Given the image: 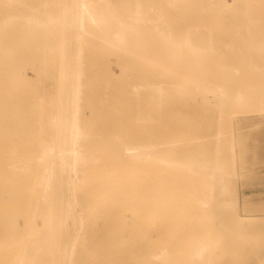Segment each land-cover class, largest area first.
Wrapping results in <instances>:
<instances>
[{"label": "bare ground", "instance_id": "obj_1", "mask_svg": "<svg viewBox=\"0 0 264 264\" xmlns=\"http://www.w3.org/2000/svg\"><path fill=\"white\" fill-rule=\"evenodd\" d=\"M52 1L55 3L57 0H51V2ZM108 1L110 2V0H108ZM126 1L127 2H123V3L124 4L126 3L127 6L130 5V7L133 6L134 3L131 4L130 3L131 0L130 1L126 0ZM133 1H135V0H133ZM137 1L138 0H136L135 3ZM164 1H166L165 7H167L169 5V7L171 6V8L173 10H175L173 7L181 6V5L184 6L185 2H187V0H164ZM164 1H163V3H164ZM2 2L4 4L6 1L4 2V0H3ZM8 2H9V0H8ZM58 2H61V0H58ZM115 2L116 1H113V3H115ZM141 2H142V0H139V3H140L139 7L143 9V5L141 7ZM193 2H191L192 5H196ZM196 2H198V1H196ZM209 2L211 3V5L217 4V8H216L217 10H218V5H219V9L222 8V9H220L221 12L223 10H225V11L234 10V12H236V15L239 16L240 13L238 14V12H237L238 9L235 8V6H237L242 11H245L244 12L245 16H246L245 19L249 20V22H251L253 20L257 24V22H256L257 20H261V19L264 20V0H233V4H231L232 2L229 3L228 0H210ZM10 3H13V2L10 1ZM44 3L46 4L47 0ZM50 3H47V5L53 6L54 3L53 4L52 3L50 4ZM111 3H112V1H111ZM111 3L108 4V2H105V0H66V3H63L62 13L64 11V13H63L64 16L61 15L63 18V21H61V22H63L62 27H63L64 35L66 36V40H65L66 45L68 46V43L71 44V47H69L70 49H68V54H65V52H64L62 55H60V57H58L59 59H55L54 61H52L51 63L48 64L50 66H48V68H47V70H45V72H43V70H42V74H41L42 75V81L41 82L40 81H36V82L31 81V83H33V85H32L31 90L29 92V96H28L29 102L28 103L30 106V102H33L35 108L33 107L32 109L37 108V110H38V108H40V110H41V105H45V103H43V102L41 103V105H39V103H38L39 99L41 98L40 95L42 96V93H44L46 95L50 94V93H46V92H51V89L52 90L56 89L57 93L51 99L50 107L47 108L45 106L44 108L47 110H45V112H43L44 109L42 106L43 111L41 110L42 111L41 113H39L37 110L36 111L38 113H36V111L34 110V114H33L34 119H31L33 121V123L34 122L36 123V121L40 119L39 118L40 115L45 114L43 117L44 119L42 118V115H41V118L43 119L44 124H45L44 125L45 130L42 131L44 134L42 132H40V133H42V136L44 135L43 136L44 138L41 136H38L41 134H37V138L38 137L43 138V139H41L42 142L41 143L39 142V141H41L39 138H38L39 140L38 139L36 140V138L33 137L34 143L31 144L32 145L31 146L32 152L30 155L31 159L29 158L30 161L27 158H26L27 159L26 160L24 156L22 158H20L22 155L20 157L18 156L20 159H25L26 161H29V163H31L30 172H29L30 173V177H29L30 180H29V184H26V186L28 185L29 188H28V190H24V191H29L27 199L25 198L24 200L30 201L31 204H30V206L29 205L28 206L31 207L32 211L30 209L29 210L31 212H33V213H30L28 211V214L30 213V215H28V217L32 216V217H29L31 219V218H33L34 215H36L39 212L40 213H47V215H49V217H46V218H49V220L52 219V223L48 224L49 228L50 229L52 228V229L59 231V232H62L67 236L68 240L66 243L64 242L65 247H63L62 254H60L61 257L58 256L59 257L58 258L57 256H55L56 258H58V260L60 258H62V260L65 261V263H62V264H82V263H78L80 261V258L77 257V253L79 251H81L85 254V256L81 257V260L83 258V262H85V258L90 259V261L91 260L96 261V259L97 260L103 259L105 256L104 257L103 256L96 257L95 253H93L94 255L91 254V252L94 251L93 250L94 247H92L93 244L91 246L89 243L92 242L93 236H95V234L97 235V237H99L100 235L103 234V232H119V231L120 232L135 231L136 232V230H139L140 232L144 230L145 232L149 231V232H154V233H170V234L174 233V234H181L182 236L184 234L186 235V234L192 233V234H195L194 238L196 236H198V234H199V236L201 235L202 238L200 237L199 240H196L194 242V245L192 247L189 246V248H187L189 251H188V253L186 251L187 263L185 262V264H216L217 262L213 263V260L215 259V257L213 256L214 251H215L213 249V246H214V243H216V242L211 240L208 236L205 237L207 232H210L212 230L211 229L212 228L211 223L208 224V221L212 217L211 216L212 213L215 211H218L216 214H221L220 217H222L223 215H226L223 218L227 219V220H225V224H227V225H234V224L240 225L241 224L242 227L243 226L244 227L249 226L253 222L252 219H254V217L245 216L242 218V219H244V221H242V223H241L236 218H233L232 216H230V212H233V205H236L238 203V185H237V181H235L237 178L235 177L236 179L234 180L232 185H229V183L228 184L226 183L227 182V179H226L227 176L224 175V171L226 170V167H225L226 162H229V161L225 160L226 162H222V161H224V159L221 161L220 157H218L216 155H215L216 157H212V155L207 153V150L205 148H206V146H208L210 144V143L207 144V141H206L209 136L207 134L203 133V131L198 133V134L195 133L196 129H194L190 124V122H191L190 119L192 118V116H191L192 113L195 112L196 110L201 111V110L208 109L209 105L211 104V100L213 99V96H212V97H210L212 99L210 101H208L209 99L206 98L207 95L205 96V92H208V91H206L208 89H209L210 93H212L211 90L212 91H215V90L210 89L211 87L210 88L205 87L204 82H206V81L203 82L204 79H202V78H201V80H202L201 83L203 82V86L205 87V89L203 87H199V85H201V84H199L200 79L198 77V73H196V72H198L197 67L199 64L198 62H200V61L202 62L201 65L204 64L202 67L204 69L207 66H213L214 65V64L211 65L210 63L208 65V63H207V66H205V64H206L205 61L208 59L207 57H209L210 53L207 54L206 51L208 49L205 50V47L203 48L201 46L203 51L205 50V53H204V52H202V49H200V47H198V46H197L198 48L195 47V44L193 42H192V44L194 46L191 45L189 43L191 40L185 39L186 43H185V41H184V43L185 44L188 43V44L186 46H184L182 43L183 40H182V42L178 43V41L176 42L174 39H171L170 37L166 36L167 34L163 35L162 37L159 35L161 38V41L165 44V46H164V44L161 45V41L159 40L160 46H161L160 48H162V50H166V52L168 53V47L172 44L171 45V46H173L172 49L171 48H169V49H171L173 51L174 56H171L170 54H169L170 56L167 54H166V56H169V58L171 59L170 60L168 58L169 62H171L169 64H173L175 62V59H176L177 63H175V64H178V65H177V67L175 65L174 66L172 65V67L175 68L174 69L175 71H176V68H179L180 70L179 69H178L179 71L177 70L179 73L174 72L173 68H172V71L174 72V74L171 75V72H172L171 71L169 76H172L173 80H168L166 75L164 78L166 80L160 79L161 77H164V76L159 75L160 73L162 74V71L161 70L159 71L157 68L150 65L151 63H148L149 64L148 67L149 66L152 67V70L154 68L157 69L156 70L157 72L153 70L156 73V75L152 71L153 74L156 76V78L158 76H160L159 78H157L158 79L157 81H156V79L152 80L154 77V75H152V72L150 74L153 77L149 73H147V71H146V73H144V69H142L143 75L140 73L141 70L139 71V69H136V72L141 74V76H142L141 79H139V77H136V75H135V76H133V77H135L134 80L133 81L131 80V78L133 79L132 75L135 72L134 73L131 72V73H133L132 75L131 74L128 75V73H126L128 76L126 78L125 77L126 75L124 74V70L120 66H122L123 63L127 64V62H125V61L127 60L128 56H130L129 58H131V56L135 55L134 53L139 51L137 49H140V47L142 45L141 43H143L142 41H144V43H145L146 39H148V38H146L147 36L146 37L143 36L144 39L142 40V38H140L142 40L141 41L139 39V37H142L141 35L145 34L147 28L144 31L143 27H146L147 23H145V22H146V19H149V18H146V15L145 16L143 15L146 11L145 12H144V10L141 11L142 9L140 10L138 5L133 6L134 8L138 7V9L142 12V13L140 12V14L139 13L138 14L139 15L142 14L141 18L145 19L144 20L145 25H143V27H142L141 23H143V21H141L142 19H139L140 16H138V14L136 13L137 12L136 10H138V9L135 8L136 12L132 13V12H134V8L129 7V9H127V6H125V9H124V7L121 8V6H123V3L121 5V3L118 2V0L116 2V3H118V5L120 4L119 6L117 5L118 7L116 6V4L113 5ZM143 3H144V1H143ZM160 3H161L160 4V6H161L162 2H160ZM188 3H190V1H188ZM7 4H9V3H7ZM56 4H59V3L56 2L55 5ZM64 4H66L65 7H64ZM33 5L36 6L35 8L41 7L40 5L37 6L36 2ZM33 5H31V6H33ZM47 5H45V8H47ZM110 5H113V7ZM211 5H209V6L211 7ZM11 6H13V5H11ZM11 6H8V8H5V7L0 8V18L2 20V21H0V25L2 26V29L0 28V61H1L0 62V71H2V69L5 68V66L7 64H11V63H8V61H7L8 59L6 56L7 54H5V52L7 53V49L12 50L11 49L12 45H14V43L16 42L15 39L13 42V38H16L19 36L18 33L15 32L16 28L14 30V28H13L14 26H12L10 23L9 24L6 23L7 21H9L11 19L13 20V18L15 17L11 14L9 15V13H11L10 9L14 8V6L13 7H11ZM15 6L17 7V5H15ZM114 6H116L118 9L120 8L121 10L124 9L121 12H123L125 10L127 11L130 9L131 10L133 9L132 11H127L128 13L131 12L132 14L130 13V14H127V16H123V15L119 14L120 9H119V11L117 10V8L115 10ZM189 6H191V4ZM189 6H187V7L184 6V8L182 7L184 9L183 12L186 13L187 9H185V8H188L190 10ZM196 6L194 9H197ZM255 6L258 7V8L257 7L255 8L256 11H257V9H259V11L263 10V15L261 13L262 11L255 12L254 10L253 11L250 10L251 7H255ZM9 7H11V8L9 9ZM18 8L19 7H17V9ZM160 8H162V7H160ZM182 8L180 7V10H181L179 12L180 14L183 13ZM198 8H200L199 4H198ZM14 9H12V10H14ZM20 9L21 8H19V10H15L16 17H18L17 12L20 13V11L22 10V9L21 10ZM42 9H43V7H42ZM144 9H145V6H144ZM168 9H170V8H168ZM212 9H210V10H212ZM235 9H236V11H235ZM240 9H239V12H241ZM60 10H61V8H60ZM159 10H161V9H159ZM164 10L162 12H164ZM189 10H187V12H189L188 14L191 13V11H189ZM217 10H214V11H217ZM220 10H218L216 12L218 14L216 17L221 15L222 18L221 17L220 18L222 20L223 15L221 12L219 13ZM198 11L195 12V13H197V15H200L201 13H203V11L200 10L201 12H199L200 14H198ZM204 11H205V9H204ZM225 11H223V12H225ZM162 12H161V14H162ZM205 12H206L205 13L206 15L209 14V12L207 13V10ZM253 12H255L256 14L255 13L253 14ZM52 13H54V12H52ZM213 13H215V12H213ZM257 13H260L261 16H260V14L258 15ZM161 14H159V15H161ZM180 14H179V16L182 17V16H185L187 13L185 15H183V14L180 15ZM50 15L52 16L53 14L50 13ZM212 15H214V14H212V12H210L209 16H212ZM233 15H234V13H232V17H233ZM31 16H32V14H31ZM38 16H40V15L38 14L37 17ZM194 16H195V14H194ZM200 16H199V21H202L200 19H203V21H204L205 20L204 14H203V16L202 15H200ZM56 17H54V18L49 17L47 20L45 19L44 21L39 20V18L34 19V18L28 17V20L30 19L31 21H33L34 24L36 21L35 25L37 27H39L38 30H40L39 33H37L36 35L39 34L38 36L40 37V35L46 36V34H44V33H46V31H45L46 26L43 29V31H42V29H40V27H42V25L44 27V24L47 26L50 25L48 27L53 26V29H54V26H57V28H59L58 26L60 24L58 21L62 20V18L60 16H58L57 18ZM165 17L162 19H165ZM174 17H176V15ZM189 17L192 18L193 16H189ZM189 17H188L189 20L186 18L188 21H191V20L195 21V18L190 20ZM240 17H241V15L239 16V18ZM167 18L168 17H166V19ZM183 18H185V17H183ZM196 18H198V16ZM205 18H207V16H205ZM215 18L213 16L214 20H215ZM239 18H238V21H236V22H239V20H243V18L242 19H239ZM186 19H184V20H186ZM219 19H216V21H218ZM235 19H236V17H235ZM209 20H211V19H209ZM214 20H213V22H214ZM232 20H234V19H232ZM247 20H246V23L248 22ZM178 21H180V19ZM199 21H197V22H199ZM206 22H209V21H206ZM243 22H245V21H243ZM243 22L241 24H243ZM11 23H12V21H11ZM255 23H253V24H255ZM263 23H264V21L261 20V22H259V25L257 24L256 26H258L259 29L261 30L260 27H262L261 24H263ZM13 24H15V23H13ZM5 25H6V27H7V25H9L8 28L11 25L12 29L14 31H12L11 28H9V29H11V31L6 30ZM35 25H33V26L35 27ZM3 26L5 28H3ZM179 26L180 25H178V27ZM253 26L255 27V25H253ZM27 27L30 30V28H29L30 26H27ZM37 27H36V29H37ZM57 28L54 29V33L57 31V38H59L58 36H60V35L58 33H60V32L58 30H60V28L58 30H57ZM142 28H143V30H142ZM38 30H35V31L38 32ZM157 30H158V28L156 27L155 31L158 32ZM246 30H249V31H246ZM246 30L245 31L243 30L242 33L246 32V34H247L251 31V29H246ZM256 30H257V28L254 31H256ZM197 32H198L197 35H199L198 39L200 37L203 38L202 39L203 43H205L206 41L204 40V37H202V36H204L205 32L202 35H201L202 31H201V33L199 32V30ZM251 32L249 33V35L251 34L250 35L251 37L255 36V34L257 33V31L255 34H253ZM258 32L260 34L261 33L263 34L264 28H263V31H258ZM55 35H56V33H55ZM92 35H96V36H92ZM49 36H50V34L47 37H49ZM89 36L97 37L101 42L99 43L98 40L94 41L96 38L95 39L93 38L94 39L93 40V39H91L92 37H89ZM250 36H249V38H250ZM52 37L50 36V39ZM245 37L247 38V35H244V37L242 36L243 41H244V39L246 40ZM87 38L88 39L90 38V40H91V41H89V43L92 42V40H93L94 43L97 42L96 44H98V43L102 44L101 45L102 51L104 49H106V47H107V46L104 47V43H107L110 45L114 44L118 48L122 47L121 49H123V50H124V47L127 46L126 48L128 50L126 48L124 50L127 52L129 51V47L130 48L132 47L133 50H131V52L129 51L130 53L128 52L129 55L127 56V58L125 57V55H127L128 53H126V54L122 53V55L124 57H122L120 55V57L118 58V63L122 64V65H117V67L119 66L118 70H120L121 76H122V72H123L124 76H122V77H124V80H122L123 78L121 79V78H119L118 75H116L117 69L115 70L114 68L108 67V66H110L109 64H107L108 65L107 67H105L106 65L104 66L103 61L105 60L104 59L105 56H103V57L101 56L102 52H101L100 48L98 50L100 52L97 55L98 57H95L94 55H92L94 57H91V56L85 57L86 55H84L83 52H84V50H85V53L88 52L87 46L89 45L88 44L86 46L87 47V49H86L85 44L88 43ZM152 38H153V36H152ZM11 39H12V41H11ZM50 39H49V41H51ZM198 39H196V40L200 42L201 39H199V40ZM232 39L234 40V38H232ZM59 40H58V43H59ZM239 40L241 41V42H239V44L242 43L241 38L240 39L238 38V41ZM34 41H36V40H34ZM9 42H10V45H11V43H13V44L11 45V47L8 48ZM102 42H104V43H102ZM199 42H197V43H199ZM144 43L142 45V47L144 46V48L142 49V47H141V49L139 51L140 53L139 52H137V53L142 54L144 51L150 50L149 45L147 43H145L146 45H148V46H145ZM261 43L262 44L257 43V45L260 46L259 48H257L258 46H256V48L258 50H260L259 51L260 54L264 53V45H263L264 42L261 41ZM90 44H92V43H90ZM237 44H238V42H237ZM243 44H245V43L243 42ZM35 46L36 45H34L33 47H35ZM101 46L99 45V47H101ZM93 47L96 48L97 45H96V47H95V45ZM147 47H149V48H147ZM154 47H155V45H154ZM14 48H13V50H14ZM20 49L21 50H19V48L16 49L17 53L15 51L13 52V54L16 55V57L13 55V58L19 59L20 57L23 58V56H26L27 54H31L29 52L31 49L26 50V51L23 50L24 48H20ZM33 49H35V48H33ZM33 49L31 50V52L32 51L34 52ZM135 49L137 51H134ZM144 49H148V50H144ZM116 50L117 49H115V51ZM209 50H208V52H209ZM106 51H107V49H106ZM133 51H134V53H133ZM141 51H143V52H141ZM237 51L240 53H238ZM237 51L235 49V51H231L232 53L227 52V54L229 53L228 56H226L225 53H224V55H221V56H223V57L225 56L227 58V61H228V57L230 58V56L233 55V52H234V55L236 53L235 56L240 54L239 57L245 61H246V58H248V61H249L253 57L252 56L253 54H251L252 52L247 53L245 50V52L243 53V51L240 49ZM249 51H250V49H249ZM44 52H47V51L44 50ZM112 52L114 53V51H112ZM201 52H202V54H205V55L207 54L206 55L207 57L205 55H201ZM182 53L190 54L189 55L190 58L194 61V63H193V61L188 57V54L187 55L183 54L184 56H186V58L188 57V59L191 60V61H189L187 59L188 61H186V58L183 56V58H185L184 62L186 61V64L187 63L188 64L193 63V64H191L192 66L190 64L189 65L187 64L189 66V67L187 66L188 69L191 66V68L193 70V67H194L193 71L191 69H189L191 71L190 72V71H187L188 69H186V64H185L183 70L184 71L186 70V72H188V73L190 72L189 73L190 76L193 72L195 74V76L198 77L197 79H195L196 77L194 78V74H192L193 78H190V76H188L189 74L187 75L191 79V81L193 80L192 82H195L194 80H199V81H197L198 82L197 86H198V88H200V90H198L196 88L197 86L194 84H193L194 85L193 87L192 86H189V87L194 88L196 86L194 88L196 91H194V89L193 90L189 89V87H188L189 90L188 89L182 90V88L187 87V86L186 87L182 86L183 84H186L187 82L175 80V79H177L176 76H180V73L182 75L181 69L183 66H180L181 65L180 62L183 59ZM105 54H107V53L105 52ZM115 54H117V51L115 52ZM130 54H132V55H130ZM144 54H142V55H144ZM215 54L211 53L210 56L211 55L212 56L210 58H214ZM99 55L102 58H100ZM142 55L137 54L138 59H139V57H141L140 62H142L143 59H145V58H147V60H149V58H148L149 54H148V56L145 55L146 56V57L144 56L145 58H143ZM44 56H39V57H41L43 59ZM108 56L109 55L107 54V57ZM111 56H112V54H111ZM28 57H29V55H28ZM39 57H38V59H40ZM48 57H49V55H48ZM107 57H105V58L107 59ZM205 57H206V59H205ZM223 57H221V59H220V56H219L218 59L221 60L220 62H222ZM108 58H110V56ZM215 58H216V55H215ZM3 59H5L6 61H4ZM20 59L18 60V63L21 62ZM46 59H47V61L49 60V58H47V57L45 58V60ZM134 59H136V58H134ZM180 59H181V61H180ZM225 59L223 61H225ZM232 59H234V56L232 57ZM11 60L13 61V59H11ZM147 60L145 59V61H147ZM253 60H254V63H256L255 59H253ZM261 60L264 61L263 59H261ZM39 61L42 62L41 60H39ZM127 61H128V63H131V62L133 63V61H131V62H129L130 60H127ZM138 61L134 60V62H136V63ZM145 61H144V63L146 64L148 61L147 62H145ZM195 61L197 63H195ZM209 61H212V60L211 59L207 60V62H209ZM229 61H230V59H229ZM109 62L110 61L108 60V63ZM203 62H205V63H203ZM215 62H216V60H214L212 63H215ZM53 63H56L55 66H53ZM144 63L142 62V64H144ZM251 63H253L252 60H251V62H248V65L246 66L247 69L252 67V65L251 66L249 65ZM15 64H17V61H15ZM145 64H144V68L147 67V64H146V67H145ZM217 64L219 65V62ZM46 65H47V62H46ZM112 65H114V64H112ZM127 65H129V64H127ZM132 65H133L132 68H134V64H132ZM140 65L141 64H139V66H138V64H137V66H135V68H137V67L139 68ZM114 66H116V64ZM130 66H131V64L129 66H127L128 70H130L129 69ZM244 66H245V64L243 65V67ZM248 66H250V67H248ZM255 66H256V68H254V69H257L258 63H256ZM43 67H44V65H43ZM52 67H54L56 69H53ZM167 67H169V66L167 65L166 68ZM233 67H234V65H233ZM141 68H143V66L140 67V69ZM160 68L161 67H159V69ZM229 68L230 67H228L227 69H229ZM8 69H9V67H8ZM18 69H19V67H18ZM146 69L148 70V72L151 71V70H149L151 68H146ZM204 69H202V70H204ZM219 69H220V67H219ZM16 70H17V66H16ZM169 70H171L170 67H169L168 71ZM206 70L204 73L203 71H201V66L199 68V71L203 72L204 76H205V74H206V76H209V75H212L214 73V72L212 73V71H210L209 68H208L209 71L206 72ZM209 72H211L212 74L211 73L208 74ZM218 72H216L217 74L215 73L217 75V78H218V76L220 77V75H218ZM249 72H251V71L249 70ZM36 73H37V76H38V74L40 75V71L39 72L36 71ZM221 73L223 74V72H221ZM262 73L264 74V72H262ZM157 74H158V76H157ZM185 74H187V73H185ZM129 76L131 77L130 78L131 81L128 80V82H127L125 79H128ZM228 76H231V75H228ZM184 77L187 78L186 76H184ZM252 77H253V75H252ZM220 78H222V77H220ZM228 78L226 81L229 84V82L232 81V78H230L231 80L229 79V81H228ZM255 79H257V78H255ZM206 80L208 81V86H209V84L211 83L212 80L210 81L209 77L206 78ZM258 80H256V81L258 82ZM242 81L245 84L244 80H242ZM251 81H254V78L251 79ZM260 81L261 80H259V82ZM232 82H234V81H232ZM247 82L249 83V81H247ZM262 84H263V82H262ZM258 86H259V84H258ZM232 87L234 88V86H232ZM206 88H208V89H206ZM240 88L241 87L235 88V89H240ZM0 90H2V89L0 88ZM197 90H198V92H197ZM242 91H244V90H242ZM15 93H17V92H15ZM210 93H209V95H210ZM236 93H237L236 95H231V96H226V97L224 95L223 96L226 99V101H228L227 99H229V100L232 99V100H235L238 102H245L246 97L247 98H248V96H249V98L251 97L250 95H248V96L246 94L243 95L242 93H240V91L236 92ZM18 94H20V93H18ZM144 95H146L147 101L144 99V97H145ZM176 95L178 97H176ZM17 96H19V95H17ZM141 96L143 97L144 101H146L145 103H150L152 105L151 108H149V111L154 113L153 114L154 116L150 117L151 121L150 122L148 121L149 123L148 122L146 123L145 120H143L146 123L145 125L143 123L138 124V123H140L139 118H140V112L141 111L139 112V109H137V107L140 104L139 100L140 99L142 100ZM216 96H218V95H216ZM219 96H220L219 99L222 98L221 95H219ZM133 97H140V99H138L139 104L137 105L135 103L137 106L135 109H137L136 111L139 113V115H137L135 117L139 116V118L136 120L134 117V119L136 121H138V123H135L136 121L134 120L135 121V122H133V124L135 123V125H134L135 127L133 126L134 128L129 127L130 125L128 126V124H130V122H131L130 118L133 119L132 116L130 118H129V116L133 115V113H137V112L132 113L130 111H132L134 109L125 110L128 107H126V108L120 107L119 108V106H118L119 103H123L124 105H122V106H125V104L130 105V103L132 101L131 99H133ZM46 98L47 97L43 98V100H45ZM224 98H222V100L225 101ZM249 98L247 101L251 100L253 102V100H255V98H253V99H251V98L249 99ZM261 98H263V96ZM4 99L6 101L7 97H5V96L1 97L0 96L1 101H3ZM24 99H26V97ZM40 100H42V99H40ZM196 100L198 101L197 106H195V103L197 102ZM256 100H257V98H256ZM260 101H264V99H260ZM199 102H204V104L199 103ZM220 103H222V105H223L225 102L222 101ZM36 104L39 106L36 107L35 106ZM113 105H115L114 107H116V105H117L116 108H119V109L123 108V111H121L119 109H115L113 107ZM219 105H221V104H219ZM222 105H221V107H222ZM223 106H224V108L226 107L225 104ZM144 107H145V104H144L143 108ZM143 108H141L142 111H143ZM146 108H148V106ZM146 108H144V110H146ZM222 109H223V107L220 108L219 111ZM32 111H31V113H33ZM146 111H145V113H147ZM197 111L195 113H197ZM219 111H218V113H219ZM220 113H222V112H220ZM181 115L184 117L181 118ZM218 115H220V114H218ZM143 117H141V118H143ZM152 117H153V119H152ZM0 118H1V116H0ZM150 118H149V120H150ZM143 121H141V122H143ZM1 122L2 121H0V125L3 124ZM8 122H10V121H8ZM38 123L41 124V121H39ZM9 125L10 124L8 123V126ZM42 125H43V123H42ZM126 126H128V128H130V129L126 128V130L123 131V128ZM3 129H6V127L4 125L0 126V130H3ZM41 129L42 128L40 127L39 130L41 131ZM207 130H208V128H207ZM221 132L218 131L217 133H214V135H211V137L213 136V138L216 137V139H219V137L222 136ZM34 134H33V136H34ZM111 134H113V136H115L117 134L116 137L112 138L113 140H111V137H110V136H112ZM18 135H19V133H18ZM108 135H110V136L107 137ZM18 141H15V143ZM28 147H26V148H28ZM230 147L233 149V147H234L233 142H231ZM0 149H2V148H0ZM19 150H22V149L21 148L18 149V152H19ZM18 152H17V154H18ZM29 153H28V156H29ZM233 153H234V151H233ZM4 154H2V155L5 157L8 156L7 155L8 153L4 152ZM2 155H1V157H2ZM12 155H13V153H12ZM233 157H234V154H233ZM4 158H3L4 161L1 158L0 162L1 161L3 163L6 162V159H4ZM13 159L14 158H12L11 161H8L7 167H9V165L11 166L9 168H13V166H15V165H17L16 167H19L18 162H16L17 164H15L16 160L14 159V162H13ZM21 161H19V163H21ZM10 162H13L15 165L13 163L11 164ZM228 165H229V163H227V166ZM21 166H22V168L23 167L25 168L24 165L20 164V167ZM133 166H136V167L139 166L140 168H141V166H143V168L145 166L146 170H144L145 168L144 169L141 168V171H142V169L145 172L147 171L144 175L146 177H144V179H143V177H142V179L141 178L139 179V177L144 173H143V171L142 172L140 171L141 172L140 173L138 170H135L136 168ZM20 167L18 168L19 171L15 169L16 172L18 171V173H20V171L21 172L24 171V168L22 170V169H20ZM130 167L134 168L133 171L134 170L138 171L140 175L139 174L135 175L137 172H135V174H131L130 173L131 170L129 171V175L131 174L132 177H130L127 173H125L126 171L128 172L127 169H130ZM124 169H126V171ZM122 170H124V171H122ZM10 173H11V171H10ZM13 173H15V171H13ZM20 174L22 175V173H20ZM11 175H13V174H11ZM23 175H24V173H23ZM133 175H135L136 178H134ZM137 176H138V178H137ZM22 177L23 176H21V178ZM11 178H13V177H11ZM29 178H27V179L24 178V179L28 180ZM220 179H221V181H220V185H219L218 181ZM15 181L18 182L17 180H15ZM19 184H21V183H19ZM12 185H14V184H12ZM21 187H22V185H21ZM19 188L16 187V189H19ZM21 190H23V189L21 188ZM6 191H7V189L5 187H0V199L4 198L6 196V193H7ZM20 194H23V193H19V195ZM1 201H2V199H1ZM19 202L14 201V203H12V205L6 206L5 208L11 207V206L13 207L15 205L18 206L17 203H19ZM13 204H15V205H13ZM1 208H3V207H0V209ZM22 208L23 207H21L20 209H22ZM19 211H21V210H19ZM135 211L140 212V214L142 215V218H141L142 220L139 219L135 223L132 220L133 221L132 223H134V224L121 222V218H126L125 221H128L130 219V216H131V219H134V220L137 219L138 213H137L136 218H134V217L132 218V216H134ZM21 212H23V211H21ZM23 213L26 214L27 212L26 213L23 212ZM32 214H34V215H32ZM151 215L157 216V219H158L157 223H153L151 225L146 224L144 220ZM214 216H215V214H214ZM128 217H129V219H128ZM217 217H218V215H217ZM2 218L5 222L6 217L5 218H4V216L1 217V220H2ZM177 219L182 220V222L181 221L175 222V220H177ZM45 220L47 221V219H45ZM188 220H191V221L189 222ZM211 221L212 220H210V222ZM257 221H259L258 223H260L261 225L264 224V219L257 220ZM28 223H31V228H28V231H30L29 229H33L32 227H34V225L32 224L33 219L31 222H28ZM260 224H258V225H260ZM227 225L224 226L223 229H226ZM39 226H37V227L40 228ZM28 227H30V226L28 225ZM237 229H238V225H237ZM231 230L232 229L230 228V231ZM35 231L37 232V230H35ZM244 232L246 233V231H244ZM244 232L242 231L243 234H242V236L240 235L241 241L243 240V237H244L243 235L245 234ZM25 233H26V230H25ZM31 233H32V230H31ZM84 233H89L88 234L89 237L86 235L88 238H90V236L93 234L92 239L90 238L91 241H89L88 239L86 240V241H88L87 244L85 241L82 240V237L84 239ZM98 233H101V234L98 236ZM214 233H215V231H214ZM214 233H213V236L215 235ZM222 233L225 234L224 231ZM227 233H228V230H227ZM27 234H26V237H27ZM49 234H50V231H49ZM28 235L30 238L32 237V236H30L31 234H28ZM143 235H145V234H142V236ZM154 235H156V234H154ZM34 236H37V235H34ZM80 236H81V239H80ZM215 236L213 237V239L215 238ZM97 237H95V238L97 239ZM123 237H125V236H123ZM168 237H166V238L169 239ZM95 238H94V240H95ZM171 238H173V237H171ZM236 238L239 239L238 237H236ZM27 239H28V237H27ZM27 239H25L26 243L28 241ZM100 239H101V236H100L99 240ZM167 239L164 240V242L166 244L168 242ZM184 239H186V238H184ZM13 240H14V238H13ZM17 240H19V237ZM20 240H19L18 244H20ZM99 240L96 242V245L98 244ZM126 240H129L128 237ZM222 240H223V238H222ZM150 241H153V240L151 239ZM176 241L173 245L174 246L173 249H177L179 252V249H181V248H179V249L175 248V246H176L175 244H177ZM181 241H183V239ZM185 241H187V240H185ZM232 241H234V240H232ZM80 242H81V244L83 242L82 246L80 245ZM93 242H95V241H93ZM123 242H122V244H123ZM242 242H244V240ZM242 242H241V244H243ZM245 242H244L245 243L244 245L246 246V244L248 242H247V240H245ZM7 243H9V242H7ZM7 243L5 244L6 246H7ZM10 243H9V245H10ZM26 243H25V246L23 247L24 249L26 247ZM116 243H115V246H116ZM3 244H4V242H3ZM12 244L13 243H11V245ZM100 244H101V242H100ZM118 244H119V242H118ZM166 244H164V248L154 250V252L152 251L150 254H149V250H148L147 245H146V249L148 250V254L146 257V262H143V261L142 262L144 264L145 263L155 264L154 262H159V264H172L171 261L173 262L174 260L177 259V251H176V255H174L173 253L170 252L169 247L171 245L167 248V247H165ZM184 244H186V247H188L187 242H184ZM225 244L223 243V245H225ZM1 245H0V247H1ZM143 245H144L143 243L139 244L138 245L139 247L137 249L141 248L143 250L144 249ZM102 246H103V242H102ZM105 246H107V245H105ZM95 247L98 248L97 246H95ZM148 247H149V245H148ZM184 247H185V245H184ZM186 247H185V249H186ZM223 247H221V248H223ZM229 247L230 246H228V248ZM237 247H238V245H237ZM242 247H244V246H242ZM131 248L132 247H130L129 250H131ZM239 248H241V247L239 246ZM27 249L28 248L26 247L25 250H27ZM54 249L56 250V248H54ZM119 249H120V247L118 248V250ZM127 249H128V247H127ZM185 249L183 250V248H182L180 251L183 250L185 253ZM223 249H225V248H223ZM223 249H221V253H222ZM245 249H246V247H245ZM250 249H248V250H250ZM29 250H30V248H29ZM29 250H28V253L30 252ZM101 250H102V247H101ZM120 250H121V252L126 251V249H124V248L120 249ZM57 251H58V248H57ZM171 251H173V250H171ZM21 252H20V254H21ZM23 252H24L23 258H22V255L20 256V258H22V259H20L21 261H23V259H26L25 257H28L26 255L25 251H23ZM212 252H213V255H212ZM128 253H130V252H128ZM170 253L173 254V256H175L176 258L175 257L172 258V255ZM184 253H179V254L183 255ZM216 253H218V252H216ZM231 253H232V251L230 252V254ZM37 254H35V255H37ZM56 254H57V252H56ZM90 254H91V256H90ZM210 254L212 255V257L210 256ZM224 254H222L223 257H224ZM230 254H228V255L231 256L232 254L231 255ZM31 255H33V253ZM129 255H131V254H129ZM222 255L220 254L221 257H222ZM242 255H243V252H242ZM136 256H137V254H136ZM215 256L217 257V254H215ZM220 256H219V258H220ZM236 256H234V259L237 258ZM127 257H129V256H127ZM133 257H134V255H133ZM179 257H182V256H179ZM213 257H214V259H213ZM183 258L184 257L181 258L182 261H183ZM131 259H133V258H131ZM135 259H137V258H135ZM179 259H177V260H179ZM77 260H78V262L76 263ZM108 260H111V259L108 258ZM128 260H129V258H128ZM21 261L19 264H24L25 260L23 263ZM47 261H49V260H47ZM92 261H91V263L93 264L94 262H92ZM220 261H222V260H219L218 264H220ZM130 262H133V261H130ZM174 262L178 264L177 261H174ZM232 262H234L232 264H236L235 263L236 259L234 261L233 257H232ZM87 263L88 262L86 261V264ZM98 263H100V261ZM175 263H173V264H175ZM25 264H33V263H25ZM42 264H58V263H42ZM222 264H230V263H222Z\"/></svg>", "mask_w": 264, "mask_h": 264}, {"label": "rangeland", "instance_id": "obj_2", "mask_svg": "<svg viewBox=\"0 0 264 264\" xmlns=\"http://www.w3.org/2000/svg\"><path fill=\"white\" fill-rule=\"evenodd\" d=\"M2 1L3 0H0V8L1 7L8 8V6H11V5H13L14 8H15V9L14 8H11L13 6L9 7V9L11 8L10 9V12L11 13H9V15L11 14V15L15 16L14 17L15 19L13 18V20L11 19V20L7 21L6 23L7 24L10 23L12 26H14L13 27L14 30L16 28L15 32H17L19 36L16 37V38H13V42H14V39H15L16 40V42H15L16 44L14 43V45H12L13 43H11V45H12V48L11 49L13 50V48L15 47L14 50L12 51L10 49H7V53L5 52V54H7L6 56H7V59H8L7 60L8 63H11L12 65L11 64H7L5 66V68H3L2 71H0V88L2 89V90H0V96L1 97L2 96L7 97V100L6 101H5V99L3 101L0 100V116H1L0 121H2L1 123H3L0 126L4 125L6 127V129L0 130V148H2V149H0V160H1V158L3 160V158L5 157V156L2 155V154H4V152L5 153H8L7 154L8 156H6L7 158L6 157L4 158V159H6V162H4V163L2 161L0 162V187H5L7 189L6 196L4 198H1L2 201L0 199V201H1L0 202V207H3V208L0 209V216L1 217L4 216V218L6 217L5 218L6 219L5 222H4L3 218H2V220H3L2 221L1 220V217H0V245L2 244L1 247H0V264H19L20 261H21L20 259H22L23 256H24V252L23 251H25L26 255L28 256V257H25L26 259H23V261H21L23 263L24 260H25L24 264L25 263H33V264L34 263L35 264L36 263L37 264L38 263L39 264L40 263L41 264L42 263H58V264H62V263H65V261L62 260V258H60L58 260V258L61 257L60 254H62L63 247H65V243L68 240L67 239V236L64 233H62V232L56 231V230H54L52 228L51 229L49 228V225L48 224L49 223L50 224L52 223V219L50 218L51 220H49V218H46V217H49V215H47V213H40L39 212V213H37L38 215L37 214L36 215L32 214L34 216L31 219L29 217H32V216H29L28 217V215H30V213H33V212H31L32 211L31 210V207H29L30 204H31L30 201L24 200L25 198L27 199L28 192L29 191H24V190H28V188H29L28 185L26 186V184H29V180H30V178H29L30 177V173L29 172H30V165H31V163H29V161H30L29 158L31 157L30 155H31V152H32V149H31V146L32 145L31 144L34 143L33 137L36 138V140L39 138V137L37 138V134H41V135H38V136L43 137L44 135L42 136V133H43L42 131L45 130V126H44L45 124H44V121H43V119H44L43 117H44L45 114H41L43 119L41 118V115H40V117H39L40 119L37 120L36 123L34 122L35 124L31 120V119H34V117H33L34 110L35 111L37 110V108L36 109H32L34 107L33 102H30V106H29V103H28L29 102V98H28L29 92H30L31 87L33 85V83H31V81H33V82L40 81L41 82L42 81V75H41L42 74V70H43V72H45V70H47L48 66H50L48 64L51 63L52 61H54L55 59H59L58 57H60V55H62L64 52H65V54H68V49H70L69 47H71V44L68 43V46L66 45V41H65L66 40V36L64 35L63 27H62L63 22H61V21H63L62 16H64L63 15L64 11L62 13L63 3H66V0L65 1L64 0H61V2H58V0H57L56 2L59 3V4H56V5H55L56 2L54 3L52 1L54 3L53 4L51 2V0H47V3H50L51 2L53 4V6L52 5H47V3L45 4L44 2H46V0H9V2H8V0H4V2L6 1L4 4H3ZM10 1H12L13 3H10ZM111 1H112V3H111ZM113 1H116L117 2V0H110V2L108 0H105V2H108V4H110V3L113 4V5L116 4V6H117L118 3H116V2L113 3ZM122 1L121 0L120 1L118 0V2H120V3ZM135 1L131 0L130 3L131 4L134 3L133 6H135V5L137 6L138 5V7H139V5H140L139 0L136 3H135ZM143 1H144V3H143ZM163 1L162 0H142L141 7L143 5V9L140 8V7H139V9L140 10L142 9L141 11L144 10V12L146 11L145 12L146 14L144 13L143 15L144 16L146 15V18H149V19H146V22H145V23H147L146 27H143V25H145V23H144V20L145 19L141 18L142 17V14L139 15L141 11L138 9V7H135L136 9H138V10H136L137 11L136 12L135 11V8L132 5H131L132 7H130V5L127 6L126 3L125 4L123 3V2H127L126 0H124L122 2L123 3V6H121V8L124 7V9H125V6H127V9H129V7L130 8H134V12H132V13H135V12L137 14L139 13L138 14V16H140L139 19H142L141 21H143V23H144V24L141 23L142 24L141 26L144 28V31L147 28L145 34L141 35L142 37H139V39L142 38V40L144 39L143 36H145V37L147 36L146 38H148V39L145 38L146 39L145 43H147L149 45L150 50L149 51H144V52L141 51V52H143L142 54H144L146 52L144 55L139 54L140 53L139 51H140V49H141V47H142V45L144 43V41H142L141 39L140 40L143 43L140 42L142 45H141L140 49H137L139 51H137L136 49L134 50V51H137L139 53H137V52L134 53V51H133V53L135 55H133V56H131V58H129L130 56H128V55L131 52V50H133L132 47L130 48L128 46L129 47V51H130V52L128 51L129 52L128 53L127 51H124L127 46L124 47V50H123V49H121L122 47L121 48L120 47L118 48L114 44L113 45H110V44H107V43L102 42V43H104V47L107 46L106 47L107 51H106V49H104L102 51L101 50L102 49V46H101L102 44H99L101 41L97 37H92V36H96V35H92V36H89V37H92L91 39H93V38L95 39L96 38L95 40L94 39L93 40L94 41H97L98 40V42H99L98 44L101 47H99V45L96 44L97 42L94 43L93 40L90 43H92V44L94 43V44L93 45L90 44L89 41H91V40H90V38L89 39L87 38L88 39V43L85 44V47L89 44L87 46L88 47V52H86L87 53L86 54L85 53V50H84L83 53H84V55H86L85 57H90V56L91 57H94V56L95 57H98L97 55H98V53H100L98 50L100 48V50L102 52L101 53L102 54L101 55L102 57L103 56L107 57V54L110 56V58H108L109 56L107 57V59L110 61L109 63H108V60L104 57V59H105L104 60L105 62L103 61L104 66L106 65L105 67H107L108 66L107 64H109L110 66H108V67L114 68L115 70L117 69L116 70V73H117L116 75H118L119 78H121V79L123 78L122 80H124V77H122V76H124V74L126 75L125 77L127 78L128 76H127L126 73H128V75H130V74L132 75L134 72L135 73L132 75V77L136 75V77H139V79H141V77H142L141 74L143 75V70L142 69H144V73H146V71H147V73H149V74L153 70L154 71H156L157 69L159 71L161 70L162 71V74L159 72L160 73L159 75L164 76V77H161L160 79H164L165 78V75H166V77L168 78V80H173V77L172 76H169L170 75V72L172 71V68H173V71L174 72H178L180 69L179 68H176V71H175L174 70L175 68L172 67V65L173 66L175 65L177 67L178 64H175V63H177L176 62V59H175V62L173 64H169V63H171L168 60L169 56L170 55L171 56H174V53L171 50L172 47H173V46H171L172 44L168 47V53L166 52V50H162V48H160L161 47L160 46V42H159V40L161 41L160 36L162 37L163 35H166V34H167L166 36L170 37L171 39H174L176 42L178 41V43L179 42H182V40H183L182 43H183L184 46H186L188 44V43L185 44L186 43L185 39H188V40H191L189 42L191 45H193L192 42L195 44V47L198 46V47H200V49H202L201 48V46H202L203 48L205 47V50L206 49H208V50L210 49L209 52H208V50L206 51L207 54H209V53L210 54L211 53L215 54L216 53L215 55H216V58L217 59L215 58V55H214V58H210L212 55L210 56V54H209V57H207L206 56L207 54L206 55L205 54H202V52L205 53V50L203 51V49H202L201 55H205L208 58L207 60H210V59L212 60V61H209V62H207V60H206L205 61L206 62L205 66H207V63H208V65L210 63L211 65L214 64L213 65L214 67L213 66H207L204 69V68H202L204 64L201 65V63H202L201 61L198 62L199 63L198 64V67L200 68V66H201V71H203L204 73H205V70L206 69H207L206 72L210 70V71H212V73L213 72L214 73L212 74L211 72H209L208 74L211 73L212 75L206 76V74H205V76H204V73L201 72V71H199V68L197 67L198 72H196L197 70L195 72L198 73V77L200 79L199 84H201V85H199V87H203L204 89H205V87H209V88L211 87L210 89H213L215 91H212L211 90L212 93H210L209 92V89L206 88V89H208V90H206L208 92H205V96L207 95L206 98L209 99L208 101H210L212 99L210 97L213 96V99L211 100V104L209 105L208 109L201 110V111H197L196 110L197 113H195L196 111L193 112L192 115H191L192 118L190 119L191 120L190 124H191V126L194 129H196L195 130V133L198 134V133H200V132L203 131V133L207 134L211 138L210 139L208 137L209 139L207 138V140H206L207 141V144L210 143L205 148L207 150V153H209L210 155H212V157H216V156L220 157V160L221 161L224 159V161H222V162H226L227 160L229 161V162H226V166H225L226 167V170L224 171V175L227 176L226 177V179H227V182L226 183L227 184L229 183V185H232L233 182H234V180L237 178L235 181H237V185H238V203L236 205H233V212H230V216H232L233 218H236L241 223H242V221H244V219H242V218L245 217V216L254 217V219H252L253 222L249 226H245V227L243 226L242 227L241 224L240 225L237 224L238 225V229H237V225H235L234 223H233L234 225H227V224H225V220H227V219H225L223 217L226 216V215H223L222 214L223 216L220 217L221 214H216L218 211H215V212L212 213V215H211L212 217L210 218V220H212V221L211 222H210V220L208 221V224L211 223V227H212L211 229L212 230L210 232H207L208 235L206 234L205 237L208 236L211 240H213V241L216 242V243H214V246H213V249L215 250L214 251V255H213V252H212V255L215 257V259L213 257V259H214L213 260V263H216L217 262L216 264H218L219 260H222V261H220V264H222V263H230V264H232V263H234V262H232V257H233V260L234 261L236 259V262H235L236 264H239V263L240 264H264V224L261 225L260 223H258L259 221H257V220L264 219V101H260V99H264V79H263L264 78V74L262 73V72H264V61L261 60V59L264 60V53H261L260 54L259 53L260 50L257 49V48L260 47L259 45H257V43L258 44L259 43L262 44L261 41L264 42V32H263V34L262 33L260 34L258 32V31H263L264 23L261 24L262 25V27H260L261 30L259 29L258 26H256L257 24L259 25V22H261V20L262 21H264V20L263 19L257 20L256 21L257 24L253 20L252 21L250 20L252 22L251 23V22H249V20L245 19V17H246L245 16V13H244L245 11H242L239 7L235 6V8L238 9L237 10L238 14L240 13V15H241L240 18H239L240 15L239 16L236 15V12H234V10H232L233 12L232 11H225V10H223L225 12H223V11L221 12L220 9H222V8L219 9V5H218V10H220L219 13L221 12L222 15H223V19L221 20L222 17H221L220 14H219L220 16H218L219 18L221 17L220 19L218 17H216L218 15L216 13L218 11L216 9L217 8V4L211 5V3L209 2L210 0H193L194 2L192 0H187V2H185L186 5L184 4V6L187 7V6H189L191 4V6H189L190 10L188 8H185V9L191 11L190 14H188L189 12H187V10H186V13L187 14L185 12H183L184 11V9H183L184 6L183 5H181V6H175L176 8L173 7L176 10L175 11V10H173L171 8V6L169 7V5L167 7L170 8V9H168L167 7H165L166 6L165 5L166 4L165 3L166 1H164V3H163ZM188 1H190V3H188ZM196 1H198V2H196ZM33 2L34 3L36 2L37 3V6L40 5L41 7L40 8H38V7L35 8L36 6L33 5L34 4ZM160 2H162V5L161 6H160V4H161ZM191 2H193L197 6L196 5H192ZM228 2L229 3L232 2L231 4H233V0H228ZM7 3H9V4H7ZM122 3H121V5H122ZM198 4L200 5V8H198ZM15 5H17V7H19V8L22 9V10L20 9L22 12L21 11H20V13L17 12V16L18 17H16L15 10H19V8L17 9V7ZM31 5H33V6H31ZM45 5H47V8H45ZM65 5L66 4H64V7H65ZM113 5H110V6L113 7ZM209 5H211V7L213 6L214 8L213 7L212 8L214 10H217V11H214ZM116 6H114L115 7L114 8L115 10L118 7V6L117 7ZM144 6H145V9H144ZM195 6L197 7V9H194ZM42 7H43V9H42ZM160 7H162L163 9L160 8ZM180 7L181 8L183 7L182 8L183 9L182 10L183 13H181V14H183V15L186 14L185 16H182V17L179 16V14H180L179 12L181 11L180 10ZM256 7L257 6L251 7L250 10L251 11L254 10L255 12L262 11L261 13L263 15V10H260L259 11V9H257V11H256L255 10ZM60 8H61V10H60ZM12 9H14V10H12ZM119 9L117 8L118 11H119ZM124 9H122V10H124ZM159 9H161V10H159ZM204 9H205V11L207 10V13L209 12V14H210V12H212V14H214V15H212V16H209V14L206 15L205 14L206 12L204 11ZM210 9H212V10H210ZM236 9H235V11H236ZM239 9H240L241 12H239ZM122 10L120 9L119 14H121L123 16H127V14H130L131 13V12L128 13L127 11H132L133 9L132 10L130 9V10H127V11L125 10L126 12L125 11L121 12ZM163 10H164V12H162ZM200 10L203 11V13L200 14L199 13V12H201ZM197 11H198V14H200L202 16L204 14V19L205 20L207 19L206 21H209V22H206L205 20L203 21V19H200L202 21H199V16L200 15H197V13H195ZM52 12H54V13H52ZM161 12H162V14H161ZM213 12H215L216 14L213 13ZM231 12L234 13L233 17H232V13ZM255 12H253V14ZM50 13L53 14V15L51 16ZM31 14H32L33 17L31 16ZM38 14L40 16L37 17ZM159 14H161V15H159ZM194 14H195V16H194ZM257 14L259 15L260 13H257ZM175 15H176V17H174ZM188 15L189 16H193V17L191 18ZM196 15L198 16V18H196L197 17ZM56 16L57 17L60 16L62 18V20L58 21L59 24H60L58 26L60 28V30H58L59 28H57V26H54V29L57 28V30L60 32V33H58L60 35V36H58L59 38H57V31L55 32L56 33V35H55L53 26L51 25L52 27H48L50 25L47 26L45 24H44V27L42 25V27H40V29H42V31H43V29L46 26V30H45L46 33H44V34H46V36L45 35H40V37H39L38 36L39 34L36 35L40 31V30H38L39 27H37L35 25L36 24V21L34 20L35 21V24H34L33 21H31L30 19L28 20V17H30V18H34V19L39 18V20H43L44 21L45 19L47 20L49 17H53L54 18ZM165 16L168 17V18L166 19ZM205 16H207V18H205ZM213 16H214V18L216 17L215 20L213 19ZM260 16H261V14H260ZM161 17L162 18L165 17V19H162ZM183 17H185V18H183ZM188 17L190 18V20L195 18V21H192V20L191 21H188L189 20ZM235 17H236V19H235ZM238 18L239 19H242L243 18V20H239V22L241 21L240 23L239 22H236V21H238ZM179 19H180V21H178ZM184 19H186V20H184ZM209 19H211V20H209ZM216 19H219V20L216 21ZM232 19H234V20H232ZM196 20L199 21V22H197ZM213 20H214V22H213ZM246 20L248 21L247 23H246ZM0 21H2L1 18H0ZM11 21H12V23H11ZM243 21H245V22H243ZM242 22H243V24H241ZM13 23H15V24H13ZM253 23H255V24H253ZM177 24L180 25V26L178 27ZM11 25H10L9 28L12 29V26ZM33 25H35V27ZM253 25H255V27ZM8 26L9 25H7V27H6V25H5L6 28L4 26H3V28H5L6 30H10L11 31V29H9ZM27 26H30L29 27L30 30L28 29ZM36 27H37V29H36ZM156 27L158 28V30H157L158 32L155 31ZM0 28L2 29V26L1 25H0ZM143 28H142V30H143ZM245 28L246 29H251V31L252 30L254 31L257 28V30H256L257 33H256V31H254V32L253 31L252 32L250 31L253 34L256 33L255 36H252L251 37L250 36L251 34L249 35L250 32L247 33V34H246V32L245 33H242L243 30L244 31L246 30ZM14 30L12 29V31H14ZM35 30H38V32L35 31ZM198 30H199L200 33L202 31L201 35L205 32L204 36H202V37H204V40L206 41L205 43H203V40H202L203 38H201V37L199 38V39H201L200 42L196 40L199 37V35H197L198 34V32H197ZM246 31H249V30H246ZM49 34H50L51 37L53 36L52 37L53 39L52 38L50 39V36L47 37ZM244 35H247V38L245 37L246 40L243 38L244 39V41H243L242 40V36L244 37ZM152 36H153V38H152ZM249 36H250V38H249ZM232 38H234V40ZM238 38L239 39L241 38L242 43L239 44V42H241V41L240 40L238 41ZM49 39L51 41H49ZM34 40H36V41H34ZM58 40H59V43H58ZM11 41H12V39H11ZM184 41H185V43H184ZM196 41L199 42V43H197ZM237 42H238V44H237ZM243 42L245 44H243ZM163 44L164 43L161 41V45H163ZM11 45H10V42H9L8 48L11 47ZM34 45H36V46L33 47ZM94 45H95V47L97 45V47L94 48L93 47ZM148 45L145 44V46H148ZM154 45H155V47H154ZM164 46H165V44H164ZM256 46H258V47L256 48ZM87 47H86V49H87ZM149 47H147V48H149ZM18 48H19V50H21L20 48H24L23 49L24 51L30 50V49L32 50L33 48H35V49H33L34 52L33 51L31 52V50L29 51L31 54H27L26 56H23V58L20 57L21 59L20 58L19 59L21 60V62L18 63V60L19 59L18 58H13V55L16 57V55L13 54V52L14 51L16 52L17 51L16 49H18ZM143 48H144V46L142 47V49ZM169 48H171V49H169ZM115 49H117L116 50L117 51V54H115V52H116ZM235 49H236V51L240 49V50L243 51V53L245 52V50H246L247 53H249V52L251 53L252 52L251 54H253L252 55L253 57L252 58L250 57L251 59L249 58L250 59L249 61H248V58H246V61H245V60H243L242 58L239 57L240 54H238L237 56H235L236 53L234 55V52H233V55L231 54L232 56H230V58L228 57V61H227V58L225 56L224 57L226 59L223 56H221V55H224V53H225L226 56H228L229 53L227 54V52L235 51ZM249 49H250V51H249ZM44 50L47 51V52H44ZM144 50H148V49H144ZM112 51H114V53ZM105 52L107 54H105ZM122 53L123 54L128 53L127 55H125V57L127 58V56H128L129 59L127 58V60H130L129 62L133 61V63L132 62L131 63H128L127 60L125 61L129 65L131 64V66H130L131 68L129 67V69L131 71L127 69L128 68L127 66H129V65H127L126 63H125L126 65L123 63L124 66L122 64H119L118 63V58L120 57V55L122 57H124L122 55ZM238 53H240V52H238ZM111 54H112V56H111ZM137 54L138 55H142L143 58L146 57L145 55L148 56V54H149V56H148L149 60H147V58H145L148 62L145 61V59H143L142 62L143 63H144V61L147 62L146 63L147 64V67H146V64L145 63L144 64H145V67L146 68H151V69H149V70H151L150 72H148V70L146 68H144V64H142V62H140L141 61V57H139V59H138ZM166 54L167 55L170 54V55L169 56H166ZM183 54L184 53H182V58H183L184 55H187L188 53H186L184 55ZM28 55H29V57H28ZM44 55L47 58H49L48 61H47V59L45 60L46 57ZM48 55H49V57H48ZM92 55H94V56H92ZM130 55H132V54H130ZM189 55L190 54H188V57L190 58ZM39 56H44L43 57L44 60L41 57H39ZM101 56H100V58H102ZM219 56H220V59H221V57H223L225 59V61H223L224 59L222 58V62H220L221 60L218 59ZM233 56H234V59H232ZM38 57L40 59H38ZM184 57L186 58V56H184ZM188 57L186 58V61L189 60ZM206 57H205V59H206ZM134 58H136V59H134ZM185 58H183L182 61L180 59L181 62L179 61L180 64H181L180 66H183L182 69H181V72H182V75L183 76L180 73V76H176L177 79H175L177 81L179 80V81H182V82H184V81L187 82L186 84H183L182 85L184 87L187 86L186 88H182V90L188 89L189 86H192V87L194 85L197 86V84H198L197 81H199V80H194L195 82H192L193 80L191 81L190 78H193L192 74H194V73L192 72V74H191L192 77H191L190 74H189L191 71L189 69L192 70V68H191L192 65L191 64H193L194 61L190 58L193 61V63H189L191 66L188 69V67H189L188 65L189 64L187 63L188 64L187 65L186 64V61L184 62ZM11 59H13V61ZM213 59L216 60V62H215L216 64L219 62V65L218 64L216 65L215 63H212L214 61ZM229 59H230V61H229ZM253 59H255V62L258 63L257 69H254V68H256V66H255L256 63H254V60ZM3 60L6 61L5 59H3ZM39 60H41V61L43 60V61L40 62ZM134 60H136V61L139 60L138 61L139 63L138 62L137 63L134 62ZM191 60H189V61H191ZM251 60L253 61L254 64L253 63L249 64L250 66L252 65V67L248 66L250 68L247 69L246 66L248 65V62H251ZM15 61H17V64H15ZM45 61L47 62V65H46V62ZM205 62H203V63H205ZM148 63H151L150 65L154 66L157 69L154 68L152 70V67H150V66L148 67V65H149ZM195 63H197V62L195 61ZM55 64L56 63H53V66H55ZM112 64H114V65L116 64V66H114ZM132 64H134V68H132V66H133ZM137 64H138V66H139V64H141L140 67L143 66V68H141V69H140V67L139 68L138 67L135 68V66H137ZM185 64H186V69H188L187 71H190L189 73L186 72V70L185 71L183 70ZM244 64H245V66L243 67ZM43 65H44V67H43ZM117 65H122V66H120L124 70V74L122 72V76H121L120 70H118V67L119 66L117 67ZM167 65L170 67L171 70L168 71L169 67L166 68ZM233 65H234V67H233ZM16 66H17V70H16ZM8 67H9V69H8ZM18 67H19V69H18ZM159 67H161V68L159 69ZM219 67H220V69H219ZM228 67H230V68L227 69ZM52 68L53 69H56L54 67H52ZM208 68H209V70H208ZM136 69H139V71L141 70V72H140L141 74L140 73H137L136 72ZM202 69H204V70H202ZM193 70H194V67H193ZM249 70L251 72L252 71L253 72L251 73V72H249ZM36 71L37 72L40 71V75L38 74L39 77L37 76ZM173 71L171 72V75L174 74ZM131 72H133V73H131ZM153 72H152V75H154ZM216 72H218V75H220V77H222V78H220L219 76L217 78V75H216L217 73ZM221 72H223V74ZM185 73H187V74H185ZM251 74L253 75V77H252ZM155 75H156V73H155ZM155 75H154V77L152 76L153 77L152 80L156 79V81H157L158 80L157 78H159L160 76H158V74H157L158 77L156 78ZM187 75L190 76V78ZM228 75H231V76H228ZM184 76H186L187 78H185ZM195 77L196 76L194 74V78ZM198 77H196L195 79H197ZM208 77H209L210 81L212 80L211 83L209 84V86H208V81L206 80V78H208ZM130 78L131 77L129 76V78L128 79H125V80L128 82V80H130ZM134 78L135 77H133V79L131 78V80L133 81ZM201 78L204 79L203 82L206 81V82H204L205 83L204 84L205 87L203 86V82L201 83V81H202ZM227 78H228V81H229L230 78H232V81H234V82L230 81L231 83L229 82V84H228L227 81H226ZM253 78H254V81H251V79H253ZM255 78H257V79H255ZM258 79L261 80L260 81L261 83L259 82ZM164 80H166V79H164ZM242 80H244L245 84L243 83ZM256 80H258V82ZM247 81H249V83ZM262 82H263V84H262ZM257 83L259 84V86H258ZM232 86H234V88ZM192 87H189V89H192L193 90L195 88V87L194 88H192ZM239 87H241V88L240 89H235V88H239ZM196 88L198 90H200V88H198V86ZM198 90H197V92H198ZM242 90H244V91H242ZM194 91H196V90L194 89ZM239 91L243 95L244 94H246L247 96L250 95L251 96L250 98L251 99L255 98V100H253V102L251 100L250 101H247L248 98H249V96H248V98L245 96L246 97L245 102H238V101H235V100H232V99L231 100L227 99L228 101H226V99L224 98V96L226 97V96L236 95L237 94L236 92H239ZM15 92H17V93H15ZM18 93H20V94H18ZM46 93H50V94H47L46 95V94L42 93V96L40 95V97H41L40 99H42V100L39 99V101H38L39 105H41L42 102L45 103V105H41V110L43 111V109H44L43 112H45V110H47V109L44 108L45 106L47 108L50 107V101L56 95L57 90L56 89L55 90H52L51 89V92H46ZM209 93H210V95H209ZM17 95H19V96H17ZM216 95H218V96H216ZM219 95H221V97L224 98L225 101L222 100V98L219 99V97H220ZM44 96L47 97L45 100H43V98H45ZM142 96H141L142 100L140 99V97H133V99H131L132 100L131 101L132 104L130 103V105L129 104H125V106H122V105H124L123 103H119V105L117 104L119 106V108L120 107H125V108L128 107L125 110L134 109L135 111L134 110L130 111L132 113L133 112H137L136 111L137 109H139V112L141 111L140 112V118H139V116L138 117H135V116L139 115L138 112L137 113H133L134 116L133 115H130L129 116V118L131 116L133 117V119L130 118L132 123L130 122V124H128V126L130 125L129 127L134 128L135 127L134 126L135 123H138V121H136L138 118H139V121H140V123H138V124L143 123L145 125L148 121L149 122L151 121V118L150 117L151 116H154L153 115L154 113L149 111V108H151L152 105L150 103H145L147 101L146 100V95H144L145 96L144 99L146 101H144V99H143ZM262 96H263V98H261ZM25 97H26V99H24ZM176 97H178V96L176 95ZM256 98H257V100H256ZM138 99H140L139 100L140 101V104H139ZM222 101L225 102L224 103L225 106H226L225 108L223 106L224 104L222 105V103H220ZM135 103L137 105L139 104L138 107L136 106ZM199 103L204 104V102H199ZM144 104H145V107L144 108H146L148 106V108H146L147 111L144 110V108H143ZM219 104H221L222 107H223V109L220 110V111H219V109L222 108V107ZM39 105L36 104L35 106L37 107ZM117 105H116V107H117ZM197 105H198V101L195 103V106H197ZM42 106H43V109H42ZM114 106L115 105H113V107ZM116 107H114V108L115 109H119V108H116ZM136 107H137V109H135ZM141 108H143V111L141 110ZM39 110H40V108H38L37 111L39 113H41L42 111L41 110L39 111ZM119 110L123 111V108H121ZM31 111L33 113H31ZM37 111H36V113H38ZM145 111L147 113H145ZM218 111H219V113H218ZM220 112H222V113H220ZM218 114H220V115H218ZM182 115H181V118L184 117ZM134 117H135L136 120L134 119ZM141 117H143V118H141ZM148 117L150 118V120H149ZM152 119H153V117H152ZM143 120H145L146 123ZM8 121H10V122H8ZM39 121H41V124L38 123ZM141 121H143V122H141ZM133 122H135V123L133 124ZM8 123L10 124L9 126H8ZM42 123H43V125H42ZM128 126L124 127L123 128V131L126 130V128H128ZM40 127L43 130L41 129V131H40L39 130ZM207 128H208V130H207ZM128 129H130V128H128ZM218 131H220V132L222 131L221 132L222 133L221 134L222 136H220L219 139H216V137L213 138V136L211 137V135H214V133H217ZM40 132H42V133H40ZM18 133H19V135H18ZM33 134H34V136H33ZM111 135L112 136L108 135L107 137L110 136L111 137V140H113L112 138L116 137L117 134L115 136H113V134H111ZM41 137L39 138L40 140L44 138V137L43 138H41ZM15 141H18V142L15 143ZM39 142L41 143L42 140L39 141ZM231 142L234 143L233 149L230 147ZM26 147H28V148H26ZM20 148L22 150H19V152H18V149H20ZM233 151H234V153H233ZM17 152H18V154H17ZM12 153H13V155H12ZM28 153H29V156H28ZM233 154H234V157H233ZM1 155H2V157H1ZM18 156L19 157L21 156L20 158H22L24 156L25 159L27 158L29 161H26L27 159L26 160L25 159H20ZM12 158H14L16 160L15 161V164H17L16 162H18L19 167H20V164L25 166V168L23 167L24 168V171L23 172L20 171V173H22V175L20 173H18V171H19L18 168L19 167H16L17 165H15L13 163L14 162V159H13V162H10V163L11 164L13 163L15 166H13V168H9V167H11L10 165H9V167H7L8 161H11ZM19 161H21V163H19ZM227 163H229L228 166H227ZM133 167H135L136 168L135 170H138L139 172L141 171V168H143V166H141V168L139 166L138 167L133 166ZM23 168H22V166L20 167V169H22V170H23ZM131 168L132 167H130V169H127L128 172L126 171V169H124L126 171L125 173H127L129 175V171L131 170L130 171L131 174H135V172H137L135 175H138L139 174L138 171H135V170L133 171L134 168H132V169ZM144 168H145V166H144ZM15 169L18 170V171L16 172ZM143 169H142V171H143L144 174H142L139 177V179L140 178L142 179V177L144 179V177H146V176H144L145 173L147 172V171L146 172L144 171V170H146V168L144 170ZM12 170L15 171V173H13ZM124 170H122V171H124ZM10 171H11V173H10ZM23 173H24V175H23ZM11 174H13V175H11ZM131 174L129 175L130 177H132ZM135 175H133L134 178H136ZM10 176L13 177V178H11ZM21 176H23V177L21 178ZM24 178H26V179L29 178V179L26 180ZM137 178H138V176H137ZM15 180H17L18 182H16ZM220 181H221V179L218 181V184L219 185H220ZM19 183H21V184H19ZM12 184H14V185H12ZM21 185H22V187H21ZM16 187L17 188L20 187V188L19 189H16ZM21 188L23 190H21ZM19 193H23V194H20L19 195ZM14 201L15 202H19L20 201L19 203H17L18 206L15 205L16 204L15 203V204H13L15 206H13V207L11 206V207L5 208L6 206L12 205V203H14ZM21 207H23V208L20 209ZM19 210H21V211H23L25 213L27 212V213L24 214L23 212H21ZM28 211L30 212L29 214H28ZM135 212H134V216H132V218L133 217L136 218L137 213H138L137 219H135V220L134 219H131V216H130V219H129V217H128L129 220L127 219L128 221H125L126 218H121V222L122 223H132L134 221V223H135L139 219L142 220L141 219L142 218V215L140 214V212H138V211H135ZM214 214H215V216H214ZM217 215H218V217H217ZM32 219H33V223L32 224L34 225L35 228L32 227L33 229H29L30 231H28V228H31V223H28V222H31ZM45 219H47V221ZM157 220H158L157 219V216L151 215V216L147 217L144 221H145L146 224L151 225L153 223H157ZM176 221L177 222H180V221L182 222V220H178V219L175 220V222ZM188 221L190 222L191 220H188ZM134 223H132V224H134ZM258 224H260V225H258ZM28 225L30 227H28ZM226 225H227V228L225 227L226 229H223L224 226H226ZM37 226H39L40 228H38ZM230 228L232 229L231 231H230ZM25 230H26V233H25ZM31 230H32V233H31ZM35 230H37L38 233ZM227 230H228V233H227ZM49 231H50V234H49ZM214 231H215V233H214ZM223 231L225 232L226 235L224 233H222ZM242 231L243 232L246 231V233L244 232L245 234L243 235L244 236L243 237L244 242H245V240H247V242H248L246 244V246L244 245L246 242L245 243L242 242L243 240L241 241V238H240V235L242 236V234H243ZM27 233L28 234H31L30 236H32V237L30 238ZM213 233L216 235V236L214 235L215 236L214 239H213V237H214L213 236ZM26 234H27L28 239L26 237ZM88 234L89 233H84V239L82 237V240L85 241L86 244L88 243V241H86V240L88 239L89 241H91L90 238L92 239V236H93V234H92L90 236V238H88L89 237ZM100 234L101 233H98V236ZM142 234H145V235L142 236ZM154 234H156V235H154ZM171 234L170 233H154V232H149V231L148 232H145L144 230L141 231V232L139 230H136V232L135 231L103 232V234L100 235L101 236V239H102V240L100 239L101 241L99 240L100 236L97 237V235L95 234V236H93V240H92V242L93 241H95V242H93V243L90 242L89 243L91 246L93 244L92 247H94V249H93L94 251H92L91 254L95 253V256L96 257H99V256H103V257L105 256V257L103 259H98V260L96 259V261L95 260H93V261L91 260V261L94 262L93 264H95V263L97 264L99 261H100V263H98V264H102V263L103 264H120V263L121 264H123V263L124 264H130V263L131 264H144L143 262H146V257H147V254H148V250H149V254H150L152 251L154 252V250H158L160 248H164V244H166L164 242V240H166L167 239L166 237L169 236L168 237L169 239H167L168 242L165 245V247L168 248L171 245L169 247L170 248V252L173 253L174 255H176V251H177V259L180 258L179 260L181 262L179 260H177V259L174 260V261H177L178 264H181V263L182 264L183 263L185 264V262L187 263L186 256H187V253L189 251L187 248H189V246L192 247L194 245V242L196 240H199V238L201 237V235L199 236V234H198L199 237L196 236L194 238V235L195 234H192V233L191 234H186V235L184 234L183 236L181 234H174V233L172 235ZM34 235H37V236H34ZM123 236H125V237H123ZM170 236L173 237V238H171ZM18 237H19V240L21 239L20 240V244H18L19 243V240H17ZM95 237H97V239ZM127 237H128L129 240H126ZM236 237H238L239 239H237ZM13 238H14V240H13ZM94 238H95V240H94ZM184 238H186V239H184ZM222 238H223V240H222ZM25 239L28 240L27 243H26V240ZM80 239H81V236H80ZM151 239L153 241H150ZM182 239H183V241H181ZM98 240H99V242L96 245V242ZM185 240H187V241H185ZM232 240H234V241H232ZM175 241L177 243V244H175L176 245L175 248H178V249L179 248H181V249L183 248V250L186 247V244H184V242H187V246L188 247H186L185 253H184L183 250L180 251L181 249H179V252H178L177 249H173L174 248L173 245H174ZM3 242H4V244H3ZM7 242L13 243L12 244L13 246L11 245V243L9 245V243H7ZM100 242H101V244H100ZM102 242H103V246H102ZM118 242H119L120 245L118 244ZM122 242H123L124 245L122 244ZM241 242L243 244H241ZM6 243H7V246L5 245ZM25 243H26V247L28 248L27 250H25L26 247H25V249L23 248L25 246ZM115 243H116V246H115ZM142 243L144 244L143 245L144 249L143 250L141 248L140 249H137L139 247L138 245L139 244H142ZM223 243L224 244L226 243L225 244L226 246L223 245ZM82 244H83V242H82ZM82 244L80 242V245L81 246H82ZM183 244L185 245V247H184ZM105 245H107V246H105ZM146 245H147L148 250L146 249ZM148 245H149V247H148ZM237 245H238V247H237ZM95 246H97L98 248H96ZM228 246H230L232 249L230 247L228 248ZM239 246L241 248H239ZM242 246H244V247H242ZM101 247H102V250L103 251L101 250ZM117 247L118 248L120 247V249H123L124 248V249H126V251L121 252V250L119 249L120 250L119 251ZM127 247H128V249H127ZM130 247H132L131 250H129ZM221 247H223L225 249H223ZM245 247H246V249H245ZM29 248H30V250H29ZM54 248H56V250ZM57 248H58V251H57ZM221 249H223L222 250V253H221ZM248 249H250V250H248ZM28 250L30 251L29 253H28ZM171 250H173L174 252L171 251ZM186 251H187V253H186ZM231 251H232V253L234 252L233 254L231 253L232 255L230 254ZM20 252H21V254H20ZM56 252H57V254H56ZM128 252H130V253H128ZM216 252H218V253H216ZM223 252L224 253L226 252V253L224 254ZM242 252H243V255H242ZM30 253L31 254L33 253V255H31ZM179 253H184L183 254L184 256L183 255H180ZM35 254H37V255H35ZM91 254H90V256H91ZM129 254H131V255H129ZM136 254H137V256H136ZM173 254H171L172 255V258L175 257V256H173ZM215 254H217V257L215 256ZM220 254L221 255L224 254V257H223V255L221 257ZM228 254H230L231 256H229ZM21 255H22V258H20ZM126 255L129 256V257H127ZM133 255H134V257H133ZM212 255L210 254L211 257H212ZM233 255L234 256L237 255L236 256L237 258L234 259V256ZM55 256H57V257L59 256V257L56 258ZM83 256H85V254L83 252L79 251L77 253V257L80 258V261L78 262V260H77L76 263L78 262V263H82V264L85 263L86 264V261H87L89 264H92L91 261H90V259H86V258H85V262H83V258L81 260V257H83ZM179 256L184 257L183 258V261L181 260L182 257H179ZM219 256H220V258H219ZM108 258L111 259V260H108ZM128 258H129V260H128ZM131 258H133V259H131ZM135 258H137V259H135ZM47 260H49V261H47ZM130 261H133V262H130ZM174 261L173 262L171 261V263L172 264L175 263ZM154 263L155 264H159V262H154ZM145 264H153V263H145ZM175 264H177V263H175Z\"/></svg>", "mask_w": 264, "mask_h": 264}]
</instances>
